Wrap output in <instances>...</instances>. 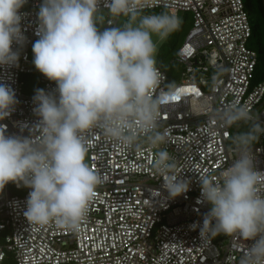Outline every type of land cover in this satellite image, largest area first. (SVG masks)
<instances>
[{
    "label": "built area",
    "instance_id": "obj_1",
    "mask_svg": "<svg viewBox=\"0 0 264 264\" xmlns=\"http://www.w3.org/2000/svg\"><path fill=\"white\" fill-rule=\"evenodd\" d=\"M43 0H26L21 14L20 42L14 65H0V83L9 85L17 103L0 120L6 136L38 134L40 117L26 76L34 73L31 49L39 39L38 12ZM144 11L188 12L192 25L177 48L169 73L152 95L159 99L156 131L164 141L152 145L143 131L129 147L93 128L83 133L86 163L104 182L96 189L79 230L57 224L33 225L24 215L31 188L9 181L0 190V264H240L253 243L239 234L209 235L200 231L211 205L202 201L199 178L220 183L221 171L239 158L231 137L238 124L226 126L220 114L246 106L253 121L264 126V79L256 81L258 51L249 46L253 36L245 0H147ZM107 12L106 27L118 18ZM111 23V25L109 24ZM181 68V70H180ZM46 93L59 96L55 81L42 78ZM237 128L236 133H234ZM166 149L174 157L175 173L190 181L189 190L170 197L162 187L163 174L153 167L155 154ZM255 166L264 170V134L253 144ZM264 195V185L260 186Z\"/></svg>",
    "mask_w": 264,
    "mask_h": 264
},
{
    "label": "clouds",
    "instance_id": "obj_2",
    "mask_svg": "<svg viewBox=\"0 0 264 264\" xmlns=\"http://www.w3.org/2000/svg\"><path fill=\"white\" fill-rule=\"evenodd\" d=\"M26 0H0V65H14L20 42L21 14ZM112 17H126L118 26L104 28L100 0H43L39 39L33 44L34 65L55 81L59 96L38 89L34 109L41 118L38 134L6 136L0 130V190L9 182L31 188L24 212L33 225L53 221L79 230L96 189L104 180L86 163L88 146L83 133L93 128L129 147L143 131L154 146L164 141L156 131L159 99L152 93L161 82L156 59L158 44L179 30L182 19L167 11L145 14L147 0H104ZM111 25V23H109ZM17 103L9 85L0 83V120ZM226 126L243 121L248 131L232 136L239 158L220 173L222 183L207 175L199 178L203 202L211 208L200 231L209 235L239 234L253 241L240 264H264V170L254 163L253 144L264 134L257 117L246 106L224 110ZM162 187L170 197L189 190L190 181L175 173L176 163L166 149L155 154Z\"/></svg>",
    "mask_w": 264,
    "mask_h": 264
},
{
    "label": "rangeland",
    "instance_id": "obj_3",
    "mask_svg": "<svg viewBox=\"0 0 264 264\" xmlns=\"http://www.w3.org/2000/svg\"><path fill=\"white\" fill-rule=\"evenodd\" d=\"M245 2L247 5V10L249 13L251 25H252V28L254 31L252 38L249 40V46L258 51L259 49H264V15H263V11L261 9V6H260L258 0H245ZM164 11H167V10H164ZM144 12H145V14L153 13V12L154 13H160L157 10L156 11H144ZM102 15L104 17V23L98 24V28L101 31H103L104 28H107L105 26V21L108 18L107 12L102 11ZM182 15H183L182 12H180L178 14V16L180 18L182 17ZM110 17L113 19H116V17H112V16H110ZM125 19H126V17H123V16L119 17L116 26H118V24L123 23ZM153 40L156 41L158 44V54L156 57V59L158 61V57L162 58L169 51L168 42H169L170 38L168 36L166 40L161 42L158 40V38L156 36H153ZM182 41H183V38H182ZM182 41H180L178 45H180L182 43ZM178 70H179V67H177V69H176V74H175L176 80H178ZM180 70H181V68H180ZM259 71L264 73V63H261L259 65ZM257 81H260V80H257ZM237 126H238L237 133L238 132H246V131H248L249 123L242 122V123H239Z\"/></svg>",
    "mask_w": 264,
    "mask_h": 264
},
{
    "label": "trees",
    "instance_id": "obj_4",
    "mask_svg": "<svg viewBox=\"0 0 264 264\" xmlns=\"http://www.w3.org/2000/svg\"><path fill=\"white\" fill-rule=\"evenodd\" d=\"M258 1H259L260 6H261V9L263 11V15H264L263 2H262V0H258ZM245 4H246V2H245ZM246 8H247V5H246ZM181 19H182V24H181L179 30H177V31H175L169 35V38H170V40L168 42L169 51L162 58L158 57V65L160 67H162L163 69H165L169 73L176 72L178 65L176 63H172L171 59L174 57L177 48L181 45V44L178 45L179 42L182 41V38L184 40L188 30L190 29V27L192 25L191 16L188 12L183 13ZM253 33H254V31H253ZM258 55H259V61H258L257 69H256V81L264 79V73L259 71V65L261 63H264V49H259ZM31 58H32V61H34V53H33L32 49H31ZM33 66H34V73L26 76L27 84H26L25 90L27 92H31V91L40 89L42 86L41 79L42 78L48 79L44 74H42L35 67L34 63H33Z\"/></svg>",
    "mask_w": 264,
    "mask_h": 264
},
{
    "label": "water",
    "instance_id": "obj_5",
    "mask_svg": "<svg viewBox=\"0 0 264 264\" xmlns=\"http://www.w3.org/2000/svg\"><path fill=\"white\" fill-rule=\"evenodd\" d=\"M262 2H263V6H264V0H262ZM236 130H237V128H235V131H234V133H236Z\"/></svg>",
    "mask_w": 264,
    "mask_h": 264
}]
</instances>
